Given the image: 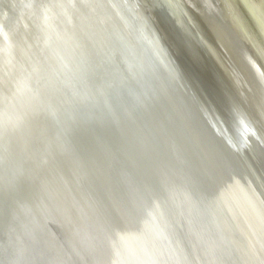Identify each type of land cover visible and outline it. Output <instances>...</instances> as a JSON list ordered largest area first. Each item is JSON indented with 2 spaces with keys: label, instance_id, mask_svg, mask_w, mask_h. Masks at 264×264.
<instances>
[{
  "label": "water",
  "instance_id": "1",
  "mask_svg": "<svg viewBox=\"0 0 264 264\" xmlns=\"http://www.w3.org/2000/svg\"><path fill=\"white\" fill-rule=\"evenodd\" d=\"M149 1L164 16L131 84L82 95L18 158L0 132V264H264V3Z\"/></svg>",
  "mask_w": 264,
  "mask_h": 264
},
{
  "label": "bare ground",
  "instance_id": "2",
  "mask_svg": "<svg viewBox=\"0 0 264 264\" xmlns=\"http://www.w3.org/2000/svg\"><path fill=\"white\" fill-rule=\"evenodd\" d=\"M65 1L0 0V67L6 66L32 36L37 33L38 37L35 46L31 43L24 49L22 63L6 68L7 85L3 87L8 95L0 96V132L8 128L7 148L17 151V158L30 141L51 133L43 131V124H53L51 129L56 130L57 121L63 119V111L57 112L82 95L102 91L116 79L131 84L141 52L148 49L145 40L156 32L164 16L162 9L156 7L154 12V2L149 0H80L73 12L64 9L69 5ZM63 12L66 15L61 16ZM17 31L21 40L13 44L10 35ZM121 91L124 93L113 91L105 100L95 93L88 95V107L96 112L82 113L84 119L79 121L95 120L97 114L105 112L107 101L117 100ZM149 101L150 94L140 99L144 110ZM34 156L30 155V160ZM114 234L123 238L119 230ZM90 241L101 245L102 237Z\"/></svg>",
  "mask_w": 264,
  "mask_h": 264
},
{
  "label": "snow or ice",
  "instance_id": "3",
  "mask_svg": "<svg viewBox=\"0 0 264 264\" xmlns=\"http://www.w3.org/2000/svg\"><path fill=\"white\" fill-rule=\"evenodd\" d=\"M261 3H264V0H261Z\"/></svg>",
  "mask_w": 264,
  "mask_h": 264
}]
</instances>
